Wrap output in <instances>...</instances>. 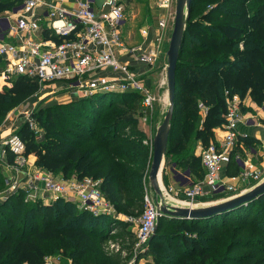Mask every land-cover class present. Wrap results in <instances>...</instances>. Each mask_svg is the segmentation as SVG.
Instances as JSON below:
<instances>
[{"label":"trees","instance_id":"trees-1","mask_svg":"<svg viewBox=\"0 0 264 264\" xmlns=\"http://www.w3.org/2000/svg\"><path fill=\"white\" fill-rule=\"evenodd\" d=\"M22 1L0 0V13ZM175 74L165 164L189 169L193 180H201L205 169L196 146L217 142L215 130L226 122L228 98L249 96L264 105V0H193ZM39 89L37 78L13 76L0 89V118ZM141 102L138 92H98L39 109L43 136L28 123L16 131L25 142L23 154H33L42 170L64 179H99L116 215L64 198L28 203L23 191L11 193L0 203V264H43L48 241H55L71 264H122L102 245L119 236L130 249L138 240L129 219L144 210L152 160ZM238 139L227 175L241 169L236 151L259 142L252 135ZM13 157L9 153V161ZM5 180L0 169V191ZM256 205L261 212H253ZM144 255L149 257L143 264H264V194L206 217H161Z\"/></svg>","mask_w":264,"mask_h":264},{"label":"built area","instance_id":"built-area-1","mask_svg":"<svg viewBox=\"0 0 264 264\" xmlns=\"http://www.w3.org/2000/svg\"><path fill=\"white\" fill-rule=\"evenodd\" d=\"M172 1L157 0V4L159 8L168 9ZM38 8L41 12L32 15ZM4 13L0 17V57L3 59L0 80L4 84H9L15 75L37 78L40 84L86 77L81 89L83 96L95 92L140 93L141 120H147L157 96L146 84L144 72L136 65L154 64L159 50L157 46L136 50L127 48L121 31L126 20L121 0H105L101 9L94 0H23ZM158 24L164 29L167 19L160 18ZM55 37L63 40L57 42ZM128 53L132 54L131 59H124ZM242 105L244 99L239 95L228 98L226 122L218 127L224 132L223 138L203 147L200 154L205 169L203 179L193 180L189 169L178 170L175 164L170 166L176 181L185 186V197L180 203L199 205L208 193L232 195L264 178V169L249 164H244L238 174L227 175V180L221 177L231 161L239 136L245 135L239 132V125L245 121ZM3 146L14 155L13 163L21 164L28 157L23 154L25 142L17 132L7 135ZM235 158L240 161L241 156L237 153ZM10 166L12 168L13 164ZM29 184L24 188L16 181L10 186L25 192L33 190L34 195H42L47 201L51 197L73 195L79 207L93 212L110 213L113 210L101 192L99 179H59L49 172H37ZM144 201L135 243V250L139 252L147 247L159 221V211L149 191H145ZM134 257L127 264H138Z\"/></svg>","mask_w":264,"mask_h":264},{"label":"rangeland","instance_id":"rangeland-1","mask_svg":"<svg viewBox=\"0 0 264 264\" xmlns=\"http://www.w3.org/2000/svg\"><path fill=\"white\" fill-rule=\"evenodd\" d=\"M141 1H146V0H141ZM153 1L156 3L155 5L158 6L157 0H153ZM175 5H176V0H173L171 3V6L168 9L161 8L163 10H161L160 13L157 11L155 14L158 19L165 17L167 19V25H169L170 29H169V34L167 35V38L162 42L161 47L159 45L157 46L159 50V54H158L159 57L157 58V61L154 64L149 65L151 66V69H150V72L147 74V76L149 75L150 79L145 78L146 84H148L151 91L157 96V101L154 104V108H152L149 111L150 114L148 113L147 120L146 121L141 120V124L145 127V130H146L145 132L148 137V140H145V142L148 143L150 146L151 157H152V149H153V138L156 132V126L157 124L162 122L164 115L166 113V110L168 108V98H167V102L165 100V94L167 93L166 52L168 50L171 32H172V28L174 25L173 23H174V17H175ZM136 8H137V5L134 4V6L127 8V10L130 13L134 11L135 14H137ZM199 10H200V7L195 10L194 15H196ZM149 15L150 13H148L146 10H142L141 14H139L138 16L142 21H147ZM151 20H153V18ZM160 29L162 28L160 27ZM85 80H87L86 77H83L80 80L79 79H70V80L66 79V80H60V81H54V82H43L40 84V89L36 93H34L28 99L24 100L22 103L10 108L6 112V114L0 118V169L2 170L3 167H7V168H10V171H14V172L15 171H23V172L25 171L24 173H26V179L24 180V182L17 181V185L27 188L28 186L31 185V184L29 185L27 184L31 181L32 176L34 174H36L37 172H47V171L42 170L40 167H38L35 164V161L33 160V157H34L33 154L29 155L25 159V161L21 164L13 163L14 158L12 159V161H9V158H8L9 150L5 148V146H3L4 138L10 133L18 131V129L22 125L27 124V123L36 131V133L39 136H43V133H44L43 129L38 123L35 113H38L39 109L45 108L49 105H55L58 103L59 104L66 103L67 99L65 98L71 99L68 101L70 102L74 99L84 97L82 95L81 89H83ZM260 112L263 115L264 109H261ZM256 147L257 146L249 147V150H254ZM239 153L241 155L240 151ZM150 163H151V160H150ZM11 164H13L12 168L10 166ZM170 166H167L164 162V167L162 170V182L164 185V189L162 190V198L167 204H174V203L176 204V203H180V201L184 199L185 195H184L183 190L180 191L178 189L173 188L172 182L169 179V175L171 174ZM178 170H181V169H178ZM70 179L76 180L77 178L70 177ZM5 181H6L5 189L0 191V203H3V201H5L6 198L11 193H18L20 191H23L26 196L25 199L28 201V203H32V202L35 203L38 200H41L46 203H50L51 201L56 200L58 198H64V199L73 201L77 205V198H74L75 196L73 198H70L68 196H62L58 198L51 197L49 201H47V199L45 200V197H43L42 195H40L39 197L36 194L34 195L35 191L33 190L29 192L27 191L25 192L24 189H20L18 187L17 188L11 187L9 185V181L8 180H5ZM146 191H149L151 196L156 200L157 194L153 190L150 183L147 184ZM206 196H203L204 199L203 198L202 199L205 200ZM257 209L258 210L260 209L259 212L262 211V208L261 207L258 208L256 205L254 207L253 212L254 213L257 212ZM113 213L116 214L115 212ZM142 213L143 212L141 211V213L138 216L129 219L131 223L130 229H132L136 233L138 231L139 221H140ZM165 216H168V215H165ZM260 216L262 217L263 214L261 213ZM113 232L114 231H112L111 233ZM148 244L146 246H148ZM124 245H128V244L125 243L123 239L119 236L114 237V238H108L106 239V242L102 245V250L107 255L120 257L122 259V264H127L129 260L133 258L134 256H135L134 259L136 260V263L143 264L145 259L149 257L146 255L141 257L143 251L142 252L136 251L135 244L132 245L130 249L123 248L125 247ZM44 246L46 248L47 254L44 259L43 264H71L70 258L66 257L64 253L58 249V245L55 241L45 242ZM140 257L141 259L138 261Z\"/></svg>","mask_w":264,"mask_h":264},{"label":"water","instance_id":"water-1","mask_svg":"<svg viewBox=\"0 0 264 264\" xmlns=\"http://www.w3.org/2000/svg\"><path fill=\"white\" fill-rule=\"evenodd\" d=\"M95 5L101 9L105 0H94ZM193 0H176L174 25L166 52V84L168 108L161 123L157 124L153 138L152 160L148 171V179L153 190L157 194L156 205L159 211V219L165 215L180 218L206 217L233 209L243 205L264 194V178L247 189L237 193L221 196L207 201L201 205H185L182 203L167 204L162 198V170L165 162L168 141L171 131V122L175 107L176 97V67L180 50L184 42L187 21L190 18ZM113 210L109 211L110 213ZM116 215V214H115ZM158 224L155 226L151 238L156 233Z\"/></svg>","mask_w":264,"mask_h":264},{"label":"crops","instance_id":"crops-1","mask_svg":"<svg viewBox=\"0 0 264 264\" xmlns=\"http://www.w3.org/2000/svg\"><path fill=\"white\" fill-rule=\"evenodd\" d=\"M121 2L123 3L124 7H125V13H126V20L121 28L122 31V37L124 39V42L127 46L128 49H148L151 48L153 46H160L162 45V42L167 38V35L169 34V25H166V27L164 29H160L159 25H158V18L155 15L156 12L158 11L160 13L161 8H159V6L155 5L156 3L153 0H146V1H141V0H121ZM141 2V3H140ZM139 3V4H138ZM134 4L137 5L136 8V12L137 14H135V12L133 11L132 13H130L127 8H130L131 6H134ZM142 10H146L148 13H150L148 20L147 21H142L139 18V14H141ZM41 12V9L38 8L36 9L32 15H38ZM158 13V15H159ZM5 13H0V17H2ZM154 15V17H153ZM137 17V18H136ZM153 18V20H151ZM155 18V19H154ZM169 24V23H168ZM168 41V40H167ZM135 49V50H136ZM132 54L128 53L127 55H125L123 58L124 59H131ZM159 57V56H158ZM136 68H138L139 70H142L144 72L143 77L144 79L148 78L150 79L149 75L147 76V74L150 72L151 66L149 65H144V64H138L136 65ZM107 73V72H104ZM145 79V81H146ZM4 85V83L2 82V80H0V89L2 88V86ZM67 99L66 102H68L69 98H65ZM65 102V101H64ZM259 109V110H258ZM264 109V105L263 106H259L257 104H255L249 96L245 97L244 99V107H243V112L245 115V121L244 123L239 125V132L240 134H245L242 136H246V135H252L255 138H257V140H259V142L257 143V147L254 150H249L248 147H244V149L236 151L235 155L240 151V153H238L241 156L240 161L237 160L238 165L240 166V168L244 165V164H249L252 165L255 168H262L264 169V114L262 115L260 110ZM215 134H216V140L220 141L223 138V130L216 128L215 130ZM240 140L238 139L237 142H239ZM237 146V145H236ZM240 146L242 147V143L240 142ZM203 149V146L201 144V142H198L197 146H196V155H200L201 151ZM4 158V157H3ZM2 158V159H3ZM33 160L35 161V156L33 157ZM3 173V176L5 177L6 180L9 181V185H11L13 182L16 181H22L24 182V180L26 179V173H24L23 171H10V168L7 167H3V169L1 170ZM11 173V174H10ZM12 175V177H11ZM57 178L61 179L63 178L62 175L57 174L54 175ZM74 176H72L71 178H73ZM222 179L227 180V174L222 171L221 174ZM70 179V178H67ZM169 179L172 182V186L175 189H178L180 191L185 189L184 184L179 183L176 181V179L174 178V176L172 175V173L169 175ZM207 188L209 189V186H207ZM249 188V186H245L244 189ZM207 195V196H206ZM206 199L201 200L202 203H200L199 205L206 203L207 201L210 200H214L212 197L214 195H212L211 193L206 194ZM70 198H73V195L68 196ZM76 198V197H74ZM217 199V198H215ZM114 211V210H113ZM115 212V211H114ZM116 213V212H115Z\"/></svg>","mask_w":264,"mask_h":264},{"label":"bare ground","instance_id":"bare-ground-1","mask_svg":"<svg viewBox=\"0 0 264 264\" xmlns=\"http://www.w3.org/2000/svg\"><path fill=\"white\" fill-rule=\"evenodd\" d=\"M163 99H164V98H163ZM165 100H166V102H167V93L165 94ZM160 184H161L162 189H164V185H163V182H162L161 178H160ZM175 200H176V199H175Z\"/></svg>","mask_w":264,"mask_h":264}]
</instances>
